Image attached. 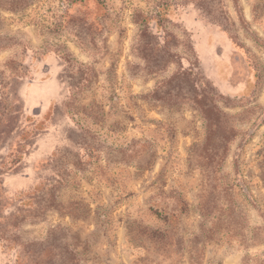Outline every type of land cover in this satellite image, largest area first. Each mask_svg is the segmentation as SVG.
Returning a JSON list of instances; mask_svg holds the SVG:
<instances>
[{
    "label": "rangeland",
    "instance_id": "1",
    "mask_svg": "<svg viewBox=\"0 0 264 264\" xmlns=\"http://www.w3.org/2000/svg\"><path fill=\"white\" fill-rule=\"evenodd\" d=\"M0 264H264V0H0Z\"/></svg>",
    "mask_w": 264,
    "mask_h": 264
}]
</instances>
